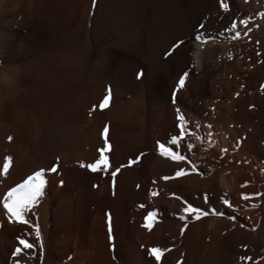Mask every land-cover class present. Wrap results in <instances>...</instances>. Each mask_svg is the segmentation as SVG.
<instances>
[{"label":"bare ground","instance_id":"bare-ground-1","mask_svg":"<svg viewBox=\"0 0 264 264\" xmlns=\"http://www.w3.org/2000/svg\"><path fill=\"white\" fill-rule=\"evenodd\" d=\"M98 3L82 38L66 29L45 58L18 63L37 47L29 38L14 51L8 44L0 56V75L17 77L0 88L10 112L37 110L33 132L14 144L15 160L42 149L56 159L35 212L25 213L27 223L18 224L3 208L4 194L24 173L0 185V264H230L248 258L262 264L264 0ZM23 12H14V36L25 31ZM129 77L133 87L120 88ZM66 83L64 99L36 103L39 89ZM107 84L112 99L101 109ZM177 110L194 133L181 141L188 159L180 162L160 155L157 145L179 135ZM107 123L110 166L92 171L81 165L99 158ZM66 127L84 140L82 146L72 142L69 152L61 133ZM180 168L187 174L177 177ZM187 204L208 214L195 219L184 213ZM4 216L33 248L19 244ZM17 247L22 262H6ZM153 248L161 250L159 260Z\"/></svg>","mask_w":264,"mask_h":264},{"label":"rangeland","instance_id":"rangeland-1","mask_svg":"<svg viewBox=\"0 0 264 264\" xmlns=\"http://www.w3.org/2000/svg\"><path fill=\"white\" fill-rule=\"evenodd\" d=\"M98 2L99 0H95V2L94 0H0V56L6 53L8 44H12L11 49L13 51L17 50L18 47H20L21 44L25 42V38H29L31 42H34L37 47L35 48L34 52L26 54L23 58H20L18 60V63L22 60L24 61L29 59L28 57L43 58L49 51L48 48L50 43H53L56 39L63 37L65 33H67V30H69L70 35L73 33L71 37L76 39L82 38V36H85L92 23L96 20L95 17L99 4ZM20 9L25 12H23V23L25 25V31L22 35L14 36L12 34V26L14 24L13 15L16 10ZM262 12H264V8L262 9ZM78 51V55L83 54L82 48H79ZM16 78L17 77L15 75L12 78H5L4 76L0 75V88L9 86L14 80H16ZM130 80H132L131 77L123 78L120 81L121 84L119 81L117 82L118 84H120V88H130L134 85L133 80ZM110 87L111 86L109 84H107L105 87V95H109L108 104L112 99V91ZM48 88L39 89L37 91L36 95L38 97V101L36 103L41 105L44 104L43 106H52L53 104L58 103L59 101L64 99L69 90L68 83L57 90L51 87ZM4 101L5 98H3L2 93H0V185L4 183H8L7 185H11L16 180L19 181L20 175L24 173V176L18 182L22 183L33 172L39 171L41 169H45L44 181L46 182L55 172L51 171V168L55 166L56 162V159L53 158V154L51 155V153L45 152V150L42 149L41 152L32 153L30 155H27L24 159H20L17 161L15 160L14 153V144L17 143L20 138L29 136L33 132L36 122L38 121L36 115L37 110L28 107L25 111L16 116L10 112L6 101ZM105 126H107L108 128V134L110 125L108 123L105 124L103 129H105ZM66 128L63 129L61 133L63 134V139H65L64 149L66 152H69L72 149V142L76 141L78 146H80L81 144H83L84 140L81 138H77V132H74L73 129L69 127ZM97 150L98 147H96V151ZM6 158H10V162L9 167L5 172L4 164ZM18 168H21L19 172L11 173V170L13 171L14 169ZM6 194H4V196H6ZM1 199H3V196ZM38 201L39 198L26 212H29L33 215V213L35 212L33 206L36 205ZM5 217L6 216H4V218ZM16 222L18 221L16 220ZM6 223L8 225V228L10 227L12 236L16 237L17 239H21V235H19L16 230L17 224H14V222H10L8 218L6 220ZM2 224L3 219L1 218L0 229H3ZM18 224H20V222H18ZM113 245L114 244H112V246ZM15 250V248H11L7 255L6 262H22L21 252L18 254V256H13V252ZM35 254L37 255L38 252L36 251ZM257 263L258 262H249V258L247 259V262H230V264ZM261 263L264 264V262Z\"/></svg>","mask_w":264,"mask_h":264},{"label":"snow or ice","instance_id":"snow-or-ice-1","mask_svg":"<svg viewBox=\"0 0 264 264\" xmlns=\"http://www.w3.org/2000/svg\"><path fill=\"white\" fill-rule=\"evenodd\" d=\"M95 2V0H94ZM222 7H226L223 3L221 4ZM242 24H247V21H241ZM203 27V25H201ZM236 28V24H232V28L229 30H234ZM239 33H237V36ZM197 40L201 39V35L197 34L196 36ZM175 47V46H174ZM187 76V73L184 74V76L180 77L178 81V86L183 87L185 77ZM109 102V95H105L103 100L100 103V108L103 109ZM177 127L179 128V135H173L168 142V145L157 142L159 154L166 156L173 161L180 162L187 160V156L184 154H181L180 146L181 141H183L186 137L194 135L193 132H191L188 129L187 123L185 122L184 118L179 115V110H177ZM107 131L108 128L105 126L104 132L102 135L105 137L104 140V146L98 149L99 152V158L95 160L94 163H89L87 165H81L83 167H87L92 171L97 170H107V168L110 166L109 160L106 156L107 151H109V145L107 142ZM171 145H175V151L171 147ZM194 145L192 143L187 144V150L189 152L192 151ZM139 159V158H137ZM10 158L5 159L4 164V171H7V168L9 167ZM191 163V161H188ZM133 163L132 160H129V165ZM123 167V165H121ZM193 170H195V165H193ZM51 171H56V166H53L51 168ZM120 169L117 168L116 171L112 173L113 176L116 175L117 172H119ZM187 174L186 170L183 168L177 169L175 175L177 177ZM170 177H162L164 180H168ZM44 169H41L39 171L33 172L31 175H29L22 183L17 184L15 187L11 188L3 201V208L10 214L11 217L15 218L18 222L27 223V221L24 219L25 213L28 209L32 207V205L36 202V200L42 195V188L44 186ZM156 193H153L155 195ZM259 195V194H257ZM250 197L249 195L243 194V199L248 200ZM205 200H207V195H205ZM224 203L231 206L229 204L228 200H224ZM185 214H191L195 219H199L202 215H207V212H203L198 207H193L191 204H187V206L183 209ZM218 215H223V213H215ZM152 213H149L147 217H145V220H149L152 218ZM185 217H181V219H184ZM233 217H230L232 219ZM148 225L145 224V227ZM183 232V229H181ZM37 236H39V232L37 230ZM19 244L23 246L24 249H30L33 248V244L25 239H19ZM21 248L17 247L16 250L13 252V256L18 255L21 252ZM150 252L153 256L156 257L157 260H159L160 255L159 253L161 250L159 248H153L150 249Z\"/></svg>","mask_w":264,"mask_h":264}]
</instances>
